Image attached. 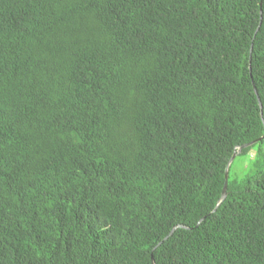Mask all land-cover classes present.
Listing matches in <instances>:
<instances>
[{
  "label": "trees",
  "instance_id": "obj_1",
  "mask_svg": "<svg viewBox=\"0 0 264 264\" xmlns=\"http://www.w3.org/2000/svg\"><path fill=\"white\" fill-rule=\"evenodd\" d=\"M256 140L264 0H0V264H264Z\"/></svg>",
  "mask_w": 264,
  "mask_h": 264
},
{
  "label": "rangeland",
  "instance_id": "obj_2",
  "mask_svg": "<svg viewBox=\"0 0 264 264\" xmlns=\"http://www.w3.org/2000/svg\"><path fill=\"white\" fill-rule=\"evenodd\" d=\"M254 150L255 152H260L261 154V166L258 164L257 166L253 167L252 158L255 156L254 153H251V155L238 157L230 168V175L232 178L244 179V177L249 173L257 171L261 169V167L264 168V142L256 144Z\"/></svg>",
  "mask_w": 264,
  "mask_h": 264
},
{
  "label": "water",
  "instance_id": "obj_3",
  "mask_svg": "<svg viewBox=\"0 0 264 264\" xmlns=\"http://www.w3.org/2000/svg\"><path fill=\"white\" fill-rule=\"evenodd\" d=\"M258 31H259V29H258ZM261 106H262V103H261ZM262 139V138H261ZM259 140H256V141H254V142H251V143H248V144H244V145H240V146H238L237 147V149H236V151H235V153L233 154V156H232V158H231V160H230V163H229V166H228V170H227V173H226V182H225V184H224V188H223V191H222V196H221V199H220V201H219V204L217 205V208H218V206L227 198V196H228V184H229V167H230V165L232 164V162L235 160V158L237 157V155L239 154V153H241L242 151H243V149L244 148H246V147H248V146H250V145H253V144H255L256 142H258ZM217 208L215 209V211L217 210ZM214 211V212H215ZM202 221V220H201ZM186 226H184V225H178L177 227H175L174 229H173V231L170 233V235L169 236H167L166 237V239H168L171 235H173V233L176 231V229H178V228H185ZM165 239V240H166ZM162 243V242H161ZM160 243V244H161ZM159 244V245H160ZM153 260H154V256H153ZM155 263V262H154Z\"/></svg>",
  "mask_w": 264,
  "mask_h": 264
}]
</instances>
